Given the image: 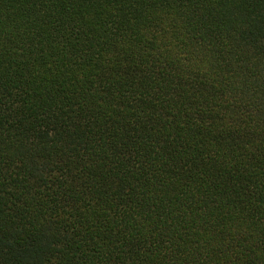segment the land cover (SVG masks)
<instances>
[{
	"label": "trees",
	"instance_id": "trees-1",
	"mask_svg": "<svg viewBox=\"0 0 264 264\" xmlns=\"http://www.w3.org/2000/svg\"><path fill=\"white\" fill-rule=\"evenodd\" d=\"M0 264H264V0H0Z\"/></svg>",
	"mask_w": 264,
	"mask_h": 264
}]
</instances>
